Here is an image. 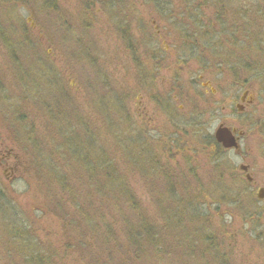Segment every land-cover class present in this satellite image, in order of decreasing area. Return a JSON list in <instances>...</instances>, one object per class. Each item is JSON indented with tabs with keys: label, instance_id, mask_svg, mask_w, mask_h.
<instances>
[{
	"label": "rangeland",
	"instance_id": "374dc122",
	"mask_svg": "<svg viewBox=\"0 0 264 264\" xmlns=\"http://www.w3.org/2000/svg\"><path fill=\"white\" fill-rule=\"evenodd\" d=\"M127 1L126 10L118 6V0H53L55 5L51 4L40 15L36 9L39 4L32 0H0V14L10 15L14 24H23L35 45L25 55L14 57L0 43V149L2 154L5 150L11 152L9 165H3L0 153V264L25 263L22 258L25 243L19 238L20 230L23 236L26 233L31 236L36 247L40 235L58 239V232L66 234L71 230V226L55 218L64 216L65 211L53 203L48 190L55 182L49 171L41 175L40 167H45L48 161L58 163L70 158L73 164L66 173L69 178L66 188L70 195L80 199L87 196L85 170L79 168L72 149L65 152L62 140L53 139L59 132L57 124L100 126L114 120L122 123L121 115L137 127L135 133L139 137H135L132 146L125 141L123 146L111 136L107 145L112 153L122 152V146L127 151L131 147L138 156L148 155L150 161L153 159L150 156H154L153 165L167 172L170 170L166 168L182 165L186 177L192 167L202 183L201 197L208 203L212 197L210 184L220 174L228 185L240 191L237 205L223 204L220 212L210 205L214 220L209 228L216 231L217 248L230 264H264V243L256 237L259 231L254 230L264 226V216L250 221L244 218V210L264 208V198L259 200L255 194L264 188V81L251 74L249 77L254 80L250 78L248 86L243 88L233 77L232 67L216 68L219 62L209 50L202 56L208 68L194 58L179 55L178 50H183L182 37L176 31L177 24L167 14L172 10L177 22L188 23L193 31L196 26L190 23L194 10L183 0H172V9L164 3L157 9L146 0ZM206 4L202 8L204 24L200 31L214 30L215 34L236 15L250 29V32L246 30V36L242 30L236 32L242 40L238 45L246 44L249 55L256 46L264 49V0H244L243 4L240 0H207ZM55 6L60 13L54 11ZM223 12V24H220L217 18ZM217 34L212 42L217 41ZM224 40L229 46L226 37ZM196 43L183 46L185 52L194 46L193 50L199 53L201 40ZM255 54L264 66V52ZM44 71L51 74L54 91L46 92L41 98L38 90L24 82L23 73L33 79V76L41 78ZM200 76L203 78L199 79ZM58 81H63L66 90L62 95L63 88L55 85ZM205 82L211 85H204ZM247 89L248 96L242 97L251 102L241 109L239 98ZM61 110L64 117L59 114ZM70 110H77L75 118ZM110 112L113 117L107 118ZM198 121L201 122L198 127L213 134L220 124L235 128L239 148H225L213 160L208 145L204 144L207 149L203 150L194 142L195 139L202 143L194 133ZM125 125L121 127L129 130V125ZM99 128L95 131L98 136L108 125ZM29 133L37 134L39 142L31 144ZM175 139L178 141L174 144ZM158 157L160 161L155 159ZM153 170L146 171L154 175ZM149 181L137 171L132 174L133 188L137 189L145 210L157 219L159 209L147 187ZM185 183L190 191L194 187L198 189L196 178L195 182L191 177L185 179ZM189 220V227H194ZM10 240L12 248L8 245Z\"/></svg>",
	"mask_w": 264,
	"mask_h": 264
},
{
	"label": "trees",
	"instance_id": "16d2710c",
	"mask_svg": "<svg viewBox=\"0 0 264 264\" xmlns=\"http://www.w3.org/2000/svg\"><path fill=\"white\" fill-rule=\"evenodd\" d=\"M32 1L39 4L36 9L40 15H44L43 11L47 10L51 4L55 5L53 0ZM146 1L157 9L161 3L170 5L171 9L174 7L172 0ZM206 1L183 0L187 7L194 10V19L190 23L196 26L193 31H190L188 23L182 21L178 23L172 10H170L171 14H167V17H171L175 21L174 24H177L176 31L182 37V49H184L183 46L192 45V43L197 44L196 42L201 40V51L196 52L193 50L195 49L193 46L192 50L185 52L184 57L194 58L201 66L208 68V62L204 61L202 56L209 50L210 53H214V57L219 62L216 68L232 67L233 77L242 84V87L250 83V78L254 80V77H249L251 74L264 81V66H262L258 56H255L256 51L264 52V49L261 45L256 46V50L251 49L249 55L246 44L243 47L238 45V42L242 40L239 39L236 32L242 30L244 35L247 34V31L250 32L249 24L240 23L235 15L232 20L228 19L229 25L225 23L223 29L217 32L218 34H213L214 30L200 31L202 24H204L203 18L201 19L202 8L208 5ZM243 1L240 0L242 4ZM118 4L120 8L127 10L129 2L118 0ZM215 4L218 8V4L216 2ZM85 8L87 9V5ZM56 9L58 11L57 6L54 7V11ZM162 10L164 11L163 7ZM46 15L49 16V14ZM223 18L224 12L219 13L217 20L220 24H223ZM206 33L212 35L207 36ZM216 34L217 41L212 42L213 36L215 38ZM225 37L229 41V46L225 44ZM0 43L14 57L25 55L30 48L35 46L23 24H14L10 15L4 16L2 14H0ZM213 44H215L216 50H212ZM28 62L30 66H34L30 60ZM16 64L21 63L16 62ZM21 65H23V61ZM24 70L28 73L26 69ZM50 75L49 72L44 71L41 78L33 76V79H29V76L23 73L24 82L29 83L31 88L34 87V90H38L37 94L41 98H43L41 95L46 92L52 93L54 91ZM142 76H144L143 73ZM55 85L63 88L61 95L66 92L63 81L61 83L58 81ZM116 101L118 102L119 99ZM120 104L122 105V102ZM96 108L98 112L102 113L100 107L96 105ZM70 111L72 117L77 116L74 112L77 110ZM59 114L64 117V110H61ZM59 114H57L58 118H62ZM110 116H112L111 112L107 113V118ZM121 119L123 124L116 122V120L110 123H101L100 126L99 124L96 126L90 124L71 126L72 123L70 122L65 126L62 125L63 123L57 124L59 132L53 139L55 141L62 140L61 144L63 149L66 148L65 152H68L67 149L69 148L72 149V154L78 160L79 168L85 170L88 186L87 196L80 199L74 194L70 195L66 188L69 179L66 173L69 172L70 166L73 164L70 158L68 161L60 160L58 163L48 161L44 164L45 167L39 168L41 175L50 172L51 180L55 182V185L50 184L48 192L55 206L61 205L65 211L64 216L55 218L59 222L67 224L68 227L71 226V230L68 229L66 234L58 232L60 235L58 239H49L47 235H40V248L34 246L33 240H30L31 236L27 233L23 236V230L18 231L20 232L19 238L24 239L25 243V246L23 245L25 252L22 254L25 261L23 264H230L225 254L217 248L216 231L209 228L212 220H214L211 217L213 212L211 207L216 212H220L223 204L230 206L231 204H239L240 191L228 185L224 176L220 174L210 184L212 185V197L208 203L205 198L201 197L203 192L199 187L202 186V183L197 180V175L192 167L188 169L190 176L187 175L186 177L182 165H178L175 169L166 168L170 170L167 172L165 168L153 165L156 162H154V156H150L153 158L150 161L147 158L148 155L138 156L131 147H129V151L125 150L124 141L130 142V146H132L136 140L135 137L139 136L135 133L138 130L132 121H126L124 115H121ZM104 124L108 125V128L104 129ZM125 124L129 125V130L121 127H126ZM199 125L201 122H196L194 133L195 138L198 137L202 143L195 141V139L194 142L203 150L208 148V154L213 160H216L220 152L225 151V148L220 142H216L212 132H206L205 129L198 127ZM110 126V130H108ZM98 127L104 129L100 136L95 133ZM30 133L28 141L31 144L38 143L37 134ZM111 136L116 138L117 144H123L122 152H111V148L107 145L111 141L109 139L112 138ZM177 141L175 139L174 144ZM204 144L208 147L206 148ZM149 155L151 154L149 153ZM155 159L160 161L159 157ZM147 168L155 169L153 170L155 171L154 175L148 174ZM66 169L68 170L66 171ZM134 171L141 173L150 180L147 187L159 209L157 219L152 218L148 210H145L143 201L137 194V189L133 188L132 174ZM154 177H156L155 181L153 180ZM190 177L194 182L196 178L198 189L194 187L193 191H190L189 187L186 186L185 179ZM241 188L245 187L242 186ZM241 188L239 189L241 190ZM60 195L62 197L59 199ZM208 205L209 207L211 205L210 209L207 207ZM243 209L242 207L241 210L243 211ZM262 216H264V208L253 212L244 210L246 221ZM189 218L194 227H189L187 224ZM19 224L23 225L21 221ZM254 230L259 231L256 233V237L264 243V226ZM11 242L10 240L8 243L10 247ZM220 242L222 245V241Z\"/></svg>",
	"mask_w": 264,
	"mask_h": 264
},
{
	"label": "water",
	"instance_id": "95a60500",
	"mask_svg": "<svg viewBox=\"0 0 264 264\" xmlns=\"http://www.w3.org/2000/svg\"><path fill=\"white\" fill-rule=\"evenodd\" d=\"M246 95V94H245ZM243 99V97H242ZM242 109V108H241ZM215 139L217 142H220L223 147L225 148H239V137L236 135L237 131L235 128H230L229 126H224V124H220L217 126V128L215 129ZM244 170L247 169V167L243 166L242 167ZM247 177L250 179V175L247 174ZM257 197L259 199H263L264 198V188L260 189L259 192L256 193Z\"/></svg>",
	"mask_w": 264,
	"mask_h": 264
},
{
	"label": "flooded vegetation",
	"instance_id": "af4514ba",
	"mask_svg": "<svg viewBox=\"0 0 264 264\" xmlns=\"http://www.w3.org/2000/svg\"><path fill=\"white\" fill-rule=\"evenodd\" d=\"M214 45V44H213ZM212 50H216V46L214 45L213 47H212ZM178 52H179V55H182V54H185V50L183 49L182 51H180V50H178ZM134 55H136L135 54V51H134ZM201 78H203L202 76H200L199 77V79H201ZM208 82H205L204 83V85L206 84L207 86H210L211 84H210V82H209V84H207ZM248 96V94H249V91H248V89L246 90V92L244 91L243 93H242V95H241V97L239 98L240 99V103H238V105H240V107L242 108V107H244V104L245 103H248L250 100H248V98L246 97V98H243L242 99V96L244 95V96H246V95ZM252 97V95H250V98ZM253 101V100H252ZM251 102V101H250ZM249 102V103H250ZM1 150H3V149H0V153L2 154V152H1ZM10 153L11 152H8L7 150H5V152H3V154H2V163H3V165H9V158H10ZM6 159V160H5Z\"/></svg>",
	"mask_w": 264,
	"mask_h": 264
}]
</instances>
